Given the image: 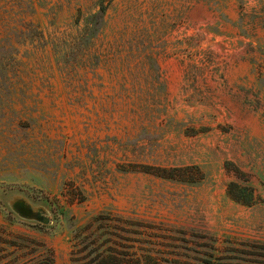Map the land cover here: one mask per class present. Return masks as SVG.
I'll list each match as a JSON object with an SVG mask.
<instances>
[{
    "label": "rangeland",
    "instance_id": "374dc122",
    "mask_svg": "<svg viewBox=\"0 0 264 264\" xmlns=\"http://www.w3.org/2000/svg\"><path fill=\"white\" fill-rule=\"evenodd\" d=\"M191 165L197 184L155 174ZM79 227L165 264H264V0H0V247L75 264Z\"/></svg>",
    "mask_w": 264,
    "mask_h": 264
},
{
    "label": "trees",
    "instance_id": "16d2710c",
    "mask_svg": "<svg viewBox=\"0 0 264 264\" xmlns=\"http://www.w3.org/2000/svg\"><path fill=\"white\" fill-rule=\"evenodd\" d=\"M105 12L101 9L97 13H92L85 17V26L79 39L90 41L94 39L100 30L102 29L105 22ZM160 172L155 173L166 179H174L181 182L197 184L204 179V174L198 165H191L185 167H160ZM192 171V174L187 173ZM244 191V192H243ZM247 191V193L245 192ZM230 194L241 201L246 203L254 202L253 189L249 186L241 187L238 183L232 182L229 186ZM82 229H76V235L80 237L81 242L84 244L82 249L86 251L82 257H76L73 259L75 264H165L159 259L155 258L151 252L147 254L138 255L137 252H122L119 249H114L112 247H104L103 244H97L94 241H89L88 237L86 239L82 238ZM84 236V235H83ZM87 242V243H85ZM93 244L94 247L90 246ZM41 249L32 250L29 253H23L27 256L23 261H19L16 258L17 252L11 251L8 248L0 247V264H55V253L54 250L48 247L44 243L37 244ZM6 259V261H5ZM8 260V261H7ZM197 264H223L218 259H213V257H205L199 260Z\"/></svg>",
    "mask_w": 264,
    "mask_h": 264
},
{
    "label": "water",
    "instance_id": "95a60500",
    "mask_svg": "<svg viewBox=\"0 0 264 264\" xmlns=\"http://www.w3.org/2000/svg\"><path fill=\"white\" fill-rule=\"evenodd\" d=\"M13 209L26 219L36 220L43 224L50 223V217L44 208L34 209L33 205L25 198H16L12 203Z\"/></svg>",
    "mask_w": 264,
    "mask_h": 264
}]
</instances>
